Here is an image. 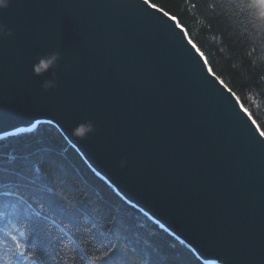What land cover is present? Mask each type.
Here are the masks:
<instances>
[{
    "label": "water",
    "instance_id": "obj_1",
    "mask_svg": "<svg viewBox=\"0 0 264 264\" xmlns=\"http://www.w3.org/2000/svg\"><path fill=\"white\" fill-rule=\"evenodd\" d=\"M160 9L3 0L0 138L53 123L205 264L195 250L204 245L220 259L228 253V264H264V139L186 28ZM41 111L50 118L6 132Z\"/></svg>",
    "mask_w": 264,
    "mask_h": 264
},
{
    "label": "trees",
    "instance_id": "obj_2",
    "mask_svg": "<svg viewBox=\"0 0 264 264\" xmlns=\"http://www.w3.org/2000/svg\"><path fill=\"white\" fill-rule=\"evenodd\" d=\"M264 129V0H152ZM0 264H205L53 123L0 138Z\"/></svg>",
    "mask_w": 264,
    "mask_h": 264
},
{
    "label": "bare ground",
    "instance_id": "obj_3",
    "mask_svg": "<svg viewBox=\"0 0 264 264\" xmlns=\"http://www.w3.org/2000/svg\"><path fill=\"white\" fill-rule=\"evenodd\" d=\"M170 18V17H169ZM171 20V18H170ZM176 24V23H175ZM177 26V24H176ZM179 29L185 34V31L181 29L180 26H178ZM186 35V34H185ZM187 39V37H186ZM190 40H192L190 38ZM189 40V41H190ZM188 41V42H189ZM189 44L191 45V47L193 48L194 50V45L191 43V41L189 42ZM198 51V50H197ZM196 51V52H197ZM197 54H199L197 52ZM204 54V53H203ZM205 55V54H204ZM200 58L202 59V61L204 62V64L206 65L205 63V59L203 56H201L199 54ZM206 57V56H205ZM207 67V65H206ZM231 92V91H230ZM234 92V91H233ZM235 93V92H234ZM231 94L233 95V98L235 100V102L237 103V106L240 108V110H242L247 118L249 119V121L251 122V124L253 125V127L255 128V131H257V128H256V125L253 124V120H255L253 117H251L252 115L250 114L249 111H247V113L244 111V109H246V107L243 105V103L241 104L239 102V98L238 96H234V94L231 92ZM236 94V93H235ZM237 97V98H236ZM241 101V100H240ZM46 118H50L47 114H45V112L41 111V112H37V113H34L33 116H29L27 120L25 121H18L17 123H15V125L11 126V128H9L8 130H6V132H11V131H16V130H20V129H24V128H27V127H32L34 126L36 123H38L40 120L42 119H46ZM256 121V120H255ZM256 124L258 125V123L256 122ZM260 127V126H259ZM258 132V131H257ZM259 134V133H258ZM264 139V138H262ZM209 264H228L227 261L230 262L231 260V256L229 257V254L227 253V255H224V259L223 258H219L218 256L215 255V249L213 248H210L208 245H204L202 246L201 249H195Z\"/></svg>",
    "mask_w": 264,
    "mask_h": 264
},
{
    "label": "snow or ice",
    "instance_id": "obj_4",
    "mask_svg": "<svg viewBox=\"0 0 264 264\" xmlns=\"http://www.w3.org/2000/svg\"><path fill=\"white\" fill-rule=\"evenodd\" d=\"M145 3L148 4L150 7H152L153 9H156V8H157V5H156L155 3H153L152 0H145ZM160 11H161V12H164V9L161 8ZM169 15H170V14H169ZM170 18H171V20H172L174 23L177 21V17H176V16H170ZM179 26L181 27L182 30H185V29L183 28L182 25H179ZM191 43L195 46L194 48H196V50L199 49L198 45H196L195 42H191ZM197 52H198L201 56H203L201 51H197ZM209 71L212 72L211 69H209ZM212 74H213V76H215V73H212ZM218 81H219V83H220L221 85H224V81H223L222 79H220V80H218ZM228 90L230 91V89H228ZM244 111L247 113L248 110H247V109H244ZM253 124L256 125L257 131H258L260 137H261V138H264V129H261V128L259 127V125L256 124V121H255V120H253Z\"/></svg>",
    "mask_w": 264,
    "mask_h": 264
},
{
    "label": "clouds",
    "instance_id": "obj_5",
    "mask_svg": "<svg viewBox=\"0 0 264 264\" xmlns=\"http://www.w3.org/2000/svg\"><path fill=\"white\" fill-rule=\"evenodd\" d=\"M3 3V0H0V4H2Z\"/></svg>",
    "mask_w": 264,
    "mask_h": 264
}]
</instances>
